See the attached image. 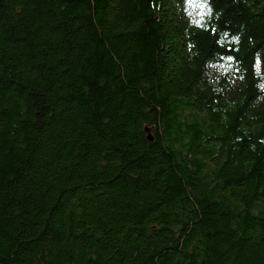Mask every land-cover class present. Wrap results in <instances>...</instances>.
<instances>
[{
	"label": "trees",
	"instance_id": "obj_1",
	"mask_svg": "<svg viewBox=\"0 0 264 264\" xmlns=\"http://www.w3.org/2000/svg\"><path fill=\"white\" fill-rule=\"evenodd\" d=\"M186 1L0 0V264H264V0Z\"/></svg>",
	"mask_w": 264,
	"mask_h": 264
},
{
	"label": "rangeland",
	"instance_id": "obj_2",
	"mask_svg": "<svg viewBox=\"0 0 264 264\" xmlns=\"http://www.w3.org/2000/svg\"><path fill=\"white\" fill-rule=\"evenodd\" d=\"M183 11L185 17L188 20L199 21L201 19L202 11L197 7V5L192 4L190 0L185 2ZM213 68L216 70V72H223L224 70L222 67H220V65L214 66ZM258 70L260 71V66H258Z\"/></svg>",
	"mask_w": 264,
	"mask_h": 264
},
{
	"label": "water",
	"instance_id": "obj_3",
	"mask_svg": "<svg viewBox=\"0 0 264 264\" xmlns=\"http://www.w3.org/2000/svg\"><path fill=\"white\" fill-rule=\"evenodd\" d=\"M145 131L147 132V138L150 140V141H153L154 140V136L152 134V131H151V128L146 126L145 127Z\"/></svg>",
	"mask_w": 264,
	"mask_h": 264
}]
</instances>
